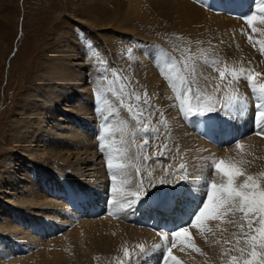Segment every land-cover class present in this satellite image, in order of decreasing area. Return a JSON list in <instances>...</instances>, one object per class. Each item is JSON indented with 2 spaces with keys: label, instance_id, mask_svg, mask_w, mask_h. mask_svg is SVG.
Wrapping results in <instances>:
<instances>
[{
  "label": "bare ground",
  "instance_id": "1",
  "mask_svg": "<svg viewBox=\"0 0 264 264\" xmlns=\"http://www.w3.org/2000/svg\"><path fill=\"white\" fill-rule=\"evenodd\" d=\"M191 1L196 4H192L189 0H144L148 4L147 8H150L161 22H166L173 32H177L178 41L185 40L189 49H196L201 64L207 63V61L211 62L208 65L210 68L199 69V72H195L196 75L193 77V83L199 88L201 96L211 100L220 99L225 103L235 97L245 103L237 104L231 109L219 108L220 114L217 121H215L216 117H213L216 114L215 111L206 114L210 120L199 119L202 116L200 115L194 119L195 121L185 118L184 121H181L174 116L176 114V111L173 112L174 108L167 106L171 98L167 97L166 101H162V104L157 103V109L167 125L166 140L175 144L179 151L190 149L186 151L185 159H192L190 157L192 153L205 157L193 161L188 160V163L183 166V171H181L182 167H177V170L165 169L163 164L154 168L145 161L139 147L132 144L135 141L136 131L133 124H126L122 119L112 121V123L96 119V110L89 107V102L85 100L91 90L87 87L89 83L91 88H96L95 76L93 74L86 75L87 68L81 63L77 51H74L76 42H71L70 38L64 34L59 35L54 42L57 46L62 47V50L53 53L41 49V55L36 59L34 65L38 74L35 78L32 77L29 82L30 87L33 88V95L21 99L18 107L20 113L17 111V116L19 115L21 118H19L21 125L26 122L24 114L29 110L32 111L34 126L38 125L39 130L35 131L31 137H26L25 133H21L20 131L23 129L17 130L16 133L23 136L20 139L24 140L21 146L23 145L25 150L26 143L30 141L29 145H32L35 142L34 138L38 142L39 140L43 141L45 147H49V156L52 161H66L71 155V150L75 149L74 156L78 155L76 156V165H86L83 168H91L96 166L94 162L100 159V161L98 160L100 167L99 169L95 168L97 170L94 169L91 176L87 175L86 181L83 180L84 172L81 167L77 166L73 168V171L66 168L70 170L67 172L64 167L63 169L55 164L56 167L51 171L50 178L44 182L37 179L29 184L20 185L25 179L26 169H23V173H21L23 175L13 173L6 176L4 180L10 186L14 196L19 194L17 192L19 190L26 197H18L17 202L21 207L12 212L13 219L1 211L0 232H5L7 235L11 232L20 246H39L37 248L39 252L33 257L22 260H16L17 258L9 256V260L3 264H60L63 253L70 250V246L77 250V257L75 260L73 258L74 261L71 260V262L65 258L63 264H160L161 261L164 262L163 257L167 254V250L164 248L167 241L163 238L166 233L158 230V227L172 230L176 225H179L183 228L188 223L187 218L191 212L195 213L202 207L201 198L204 194V186L211 185L209 177L214 176V172L209 170L213 166V160L224 159L230 163L242 161L240 166L247 174L264 177V136L254 134L258 130L256 128L255 131L254 128V132L248 139L239 141L246 138V132L249 133L252 129V122L256 121L257 112L254 99L250 96V86L245 84L247 80L244 77L260 73L254 83L257 88L260 84H264V49L261 45V42H264V20L261 19V23H258L260 19L256 17L253 22V26H257V29H253L255 42L254 39L247 40L242 35L238 37V33H241L240 26L244 23L241 22L244 19L243 15L251 14L252 16L251 12L258 11V9L262 15L260 9L264 8V4H259L258 0H217L218 6L213 8L217 13H211L199 8L197 0ZM132 2L135 5L133 11H136L141 0H132ZM252 5H257V7L252 9ZM221 8L227 13H232L233 16L242 15V19L238 20L234 17V19L226 20L223 18L225 15H218ZM235 35L238 36L234 37ZM183 49L187 48L184 46ZM143 53L147 52L142 51L137 55L140 67H137L136 75L141 90L146 93L150 91L151 97L157 99L160 96L161 84L164 83L159 82L158 79L161 57L156 55L152 58L148 53L147 57ZM194 57L196 58V56ZM212 58L219 61V66H214ZM194 61L195 64L199 62L198 59ZM222 61L223 63H221ZM202 65L198 66L203 67ZM221 71L225 72L227 78L221 79ZM233 71L237 72L235 80L231 75ZM208 74H211V77ZM87 77L89 82L86 80ZM102 100L106 102L105 97ZM35 102L40 103L35 107ZM60 104H64V107ZM102 106L110 107L108 112H112L114 103L110 102L108 106L104 103ZM100 113L104 114L102 111ZM120 115L121 112L116 110L113 118ZM225 116L229 118L230 125L228 126L220 124ZM91 127H93L92 130L88 131ZM261 128H264V125ZM97 133L99 138L93 140ZM236 143L242 144L243 147L236 148ZM101 144L105 146L103 152H100ZM41 149L42 147H37L34 151ZM40 153L46 157V154ZM20 154H24V152L21 151ZM79 154L86 156L81 159ZM109 159L113 164L124 166L117 174V188H120V182L124 181L125 192H135L143 178L147 190L146 195L133 206L134 213L130 215L125 211H120L114 215L117 216L114 218L109 207L106 215L98 221L77 220L80 218L77 216L79 215L77 214L78 210L81 214H84L83 212L98 213L102 205H105L104 198L107 195L110 203L122 198L121 195L112 192L113 181L107 167ZM86 163H91V165L87 166ZM149 171L153 173L152 176H155L154 180L151 179L150 184L147 177ZM176 172H178L177 176H173ZM74 174L79 178H75ZM158 175L169 176L172 186L164 188L157 180ZM239 179L243 180V177ZM214 181L225 182L218 173L215 175ZM39 184H43L45 188H40ZM54 193L55 197L65 195L66 204L64 202L53 203L50 194ZM93 200L97 205L93 203ZM26 204L32 208L37 206H41L43 209L47 208L49 210L47 215L42 213L44 221L36 217L29 219V224L26 225V220L21 214L26 210L23 207ZM124 207L127 208V205L125 204ZM40 211L36 210L35 213ZM239 215L237 214L236 217L226 216L220 220H206L195 228L193 225L189 229V236L183 242L176 241L175 247L171 244L172 254L181 264H225L227 261L224 259L227 256L222 250H227L230 256L227 264H233V257L239 264H243L244 259H251V248L243 243L245 237L242 230L229 223L234 218L238 219ZM172 218L174 221L171 220ZM76 220L78 224L74 227L70 226L69 233L71 234L68 237H58L52 240V232H55L63 224H74ZM163 220H167L169 224H164L165 221L160 223ZM246 231L245 226L243 232ZM45 233L47 236L43 237L42 235ZM167 237L172 236L167 233ZM226 245L229 247H225ZM139 246H143V251ZM167 247H169L168 244ZM126 248L130 253L129 257L124 256ZM241 248L245 249L243 254L239 251ZM168 264H173V262L170 260Z\"/></svg>",
  "mask_w": 264,
  "mask_h": 264
},
{
  "label": "rangeland",
  "instance_id": "2",
  "mask_svg": "<svg viewBox=\"0 0 264 264\" xmlns=\"http://www.w3.org/2000/svg\"><path fill=\"white\" fill-rule=\"evenodd\" d=\"M189 1L192 3L191 0ZM197 1L199 3L197 4L199 8L211 13H217L213 10L214 7H207L205 0ZM192 4L195 5L196 3L193 2ZM139 5L136 11H133L135 5L132 0H0V213L4 211L5 215L13 219L12 212L17 211V208L21 207L17 202L18 197H26V195L23 192L20 193L19 190L17 191L19 194L16 197L14 196L13 191L10 190V186L7 184L6 180H4L9 174L19 173L23 175L21 173H23V169H26L25 181L23 180L20 183V185H23L24 183L29 184L37 179L41 182L47 181L48 178H50L49 176H51V171L56 167L55 165L60 168H70L72 171L73 168L78 166L81 167L82 172H84L83 180L86 181L87 178L91 176V172L95 168L99 169L100 167V159H98L99 161L96 160L94 162L96 166H92L91 168H83L86 165H76V156L78 155L74 156L75 149L71 150V155L66 161H52L49 156V147H45L43 141L39 140L38 142V140L34 138L35 142L32 143V145H29L30 141L26 143L27 148L25 150L23 145L21 146L24 140H21L20 137L23 136L16 133L17 130L23 129L20 132L25 133L26 137H31L35 131L37 132L39 130L38 125L34 126V118L30 110L24 114L26 122H24V125H21V118L19 115L17 116V111L20 113L18 108L20 106L19 102L22 101L21 99L32 94L33 88L30 87L31 85L29 82H31L32 77L35 78L38 74L34 69V65L36 59L41 55V49L49 50L53 53L62 50V47L57 46L54 42L58 39V36L62 34L69 37L71 42H76L74 51H77L76 53L78 57H80L81 63L87 68L86 75L89 76L93 74L95 76L96 88H91V84L89 83L87 87L91 90L85 100L89 102V107L96 110V119L100 121L103 119L104 122L110 121V123L122 119L126 124H133L136 131L135 141H133L132 144L134 143V145L136 144L135 147H139L144 159L145 157L148 158L147 163H149V166L158 168L160 164H163L165 169H176L177 167L180 168L185 166L188 160L193 161L205 157L201 156V154L192 153L190 155L192 159H185V153L190 149L179 151L175 144L166 140L168 135L167 125L157 109V103L162 104V101H166L167 97L171 98L167 106L174 108L173 112L176 111L175 117L181 121L185 119L195 121L194 119L198 118L200 114L190 115L185 118L180 110L179 102L180 99H186L190 100V102L195 105V99H191V97L199 99L202 104L211 100L208 97L201 96L202 94L199 92V88L193 83V77L196 75L195 72L198 73L201 68L202 70L205 67L210 68L208 65L211 62L207 61V63H202V65L196 49H189L185 40L178 41L179 35L177 32H173L166 22H161V20L155 16V13L152 12L150 8H147L148 4H146L144 0H141ZM257 5H252V9L256 8ZM215 8L217 7L215 6ZM220 10L221 12H218V15H225L223 18L226 20L234 19V17L238 20L239 18L242 19V15L233 16L232 13H227V11L222 8ZM251 13L260 19L258 23H261V19L264 20V15L263 13L261 15L259 9ZM243 16L244 19H242L241 22L244 23L241 24V33H238L239 36H237L240 37V35H242L247 38V40L254 39L255 42L253 29L257 26H253V24L251 26L248 25L247 19L251 14ZM237 36L235 35L234 37ZM184 46L188 50L183 49ZM141 50L146 51L152 58L153 56L156 57V55L159 56V58L161 57V69L158 79L159 82L164 83L161 84V91H159L160 96L157 97V99L151 97L152 94L150 91L146 93L140 88L136 72L138 73L137 67H140V63L137 61V55L142 52ZM147 53L143 54L148 57ZM194 56H196V58ZM195 59H198L199 62L197 61V64L203 67L195 64ZM218 63L219 61L213 59L215 67L219 66ZM221 63H223V61ZM225 67L228 68L229 66ZM208 75L211 77V74ZM225 77L227 78V76H224V78ZM86 80L89 82L88 77ZM245 84L249 85V82L246 81ZM249 88L251 91V87ZM185 89H189V91H185ZM250 94L256 105L257 101L255 96H253L251 92ZM103 97L106 98L107 103L105 101L103 102ZM137 97H139V100H137ZM110 102L114 103L112 112H108L110 107L107 108L102 106L104 103L108 106ZM39 103L40 102H35L34 106L36 107ZM60 105L64 107V104ZM100 106H102L103 109ZM217 108L218 111H215L216 114L213 116L216 117L215 121H217L220 114L219 106H217ZM129 109H131V111H129ZM116 110L121 112V115L113 118ZM101 111L104 112L103 115L100 113ZM133 113H136V115H133ZM210 113L211 112H209V114ZM206 114L200 116L199 119L210 120L209 116ZM228 119L229 118L225 116L220 124H225L226 126L230 125ZM252 123L253 127L250 129L249 133L246 132V138H242L239 141H245L243 139H248V137L252 135L254 132V124H257L255 120ZM145 126H147L149 131H144ZM261 126L262 125H259V127L256 128L259 129ZM92 128L93 127L88 129V131H91ZM254 134H257V132ZM98 138L99 135L97 133L93 140H97ZM146 139L147 148L144 149L142 146ZM37 147H42V149L40 151H34ZM21 151L24 152V154H20ZM40 152L46 154V157H43ZM100 152L102 151L100 150ZM87 154L89 155V153ZM79 156L83 159L86 155L79 154ZM165 156L167 157L165 158ZM86 164H88L87 166L91 165V163ZM210 165L212 166V164ZM209 170L210 172H214V176L209 177L211 183V181H214L217 173L213 166L211 169L209 168ZM65 171L70 172L69 169ZM151 174L153 173L149 171L147 177H151V179L154 180L155 176ZM177 174L178 172L173 174V176H177ZM87 175L88 177H86ZM74 177L79 178L76 174H74ZM165 178L167 184L164 185L163 183V187H171L172 182L169 176H157L159 182L161 179ZM39 185L40 188H45L43 184ZM208 186L210 185L204 186L205 190L201 198V206L206 200L207 191L210 188ZM47 194L49 195V192ZM54 195L56 194H50L53 203H65V195H57V197ZM108 197V195L105 196V205H102L98 213L89 214L83 212L84 215L78 210L77 214L79 215L77 216L80 218L77 220L94 222L95 220L98 221V219L103 218L110 207V202H108L107 199ZM142 199L143 198L140 200ZM93 203L96 204L95 200H93ZM71 205H73V203H71ZM103 206L107 208L104 209ZM23 207L26 210L22 211L21 214L26 220V225L29 224V219H34L36 217L44 221L43 214L47 215L46 213L49 211L47 208L43 209L41 206L32 208L26 204ZM133 208L134 207L130 209L125 208L127 209L125 211L126 214L130 215L134 213ZM200 209L201 208H199V210ZM36 210L41 211L35 213ZM199 210H197V212H199ZM197 212H191V216L189 215L187 218L188 223L186 226H188L189 229L193 226L191 222L195 219V216L198 214ZM41 214L42 216H40ZM111 215L114 218L117 217L113 214ZM171 220L174 221V218ZM76 221H74V224H63L60 228L55 230V232H52V240L58 237H68V235L71 234L69 233L70 226L74 227V225H77L78 221ZM160 223L169 224L167 220L160 221ZM159 227L158 230L170 234L176 231V229L181 228L179 225H176L172 230ZM195 227L196 226H194V228ZM12 235L11 232L8 235L5 234V232H0V264L9 260V256L14 257V259L17 258L16 260H22L33 257L39 252V249H37L39 246H20L19 242H16V239H14ZM42 236L46 237L47 234L45 233ZM18 237H20L19 234ZM171 238L172 237H167L169 248L173 245V240ZM45 242L48 243L49 241ZM225 247L229 246L226 245ZM161 248L167 250L166 247L163 248L161 246ZM223 251L227 256L224 260L228 262L230 260L229 252L227 250H222V252ZM76 255L77 250H75L73 246H70V250L65 251V254L63 253V259L62 257L60 259L62 263L60 264L65 263V258L70 260V262L71 260L74 261L77 257ZM161 262L160 264H164L163 261ZM227 262L225 264H227Z\"/></svg>",
  "mask_w": 264,
  "mask_h": 264
},
{
  "label": "snow or ice",
  "instance_id": "3",
  "mask_svg": "<svg viewBox=\"0 0 264 264\" xmlns=\"http://www.w3.org/2000/svg\"><path fill=\"white\" fill-rule=\"evenodd\" d=\"M258 3L264 4V0H258ZM260 11L264 13V8H261ZM255 20V15L249 17L247 19L248 25L251 26ZM261 45L262 49H264V42H261ZM231 75L234 80L237 78V72L233 71ZM259 75L260 73H256L255 75L249 74L244 78L249 82L252 94L257 101L256 122L258 125H264V84H260L257 88V85L254 83L256 77ZM224 76L225 72L221 71V79H223ZM185 91H189V89H185ZM191 99H195V105H193L190 100L186 99H180L179 102L180 110L185 118L190 115H204L209 112L218 111L217 105H219L220 109H231L237 104L245 103L243 100H238L235 97L230 98L228 103L220 99H215L202 104L200 100L195 97H191ZM137 100H139V97H137ZM129 111H131V109H129ZM133 115H136V113H133ZM144 131H148L147 126H145ZM257 135L264 136V128H259ZM142 147L144 149L147 148V139ZM242 147V144L236 143V148L240 149ZM100 148L102 152L105 150L103 144L100 145ZM147 159L148 158L145 157V161H147ZM242 163V161L230 163L226 162L224 159L212 161L215 172L218 173L225 182H211L210 188L207 191L206 200L191 224L200 226L206 220H220L226 216L236 217L237 214H240L238 219L234 218L230 220L229 223L242 230L243 236L245 237L243 243L251 248V259H244L243 264H264V177H255L247 174L240 166ZM107 167L113 181V194L122 196L120 200L110 203V213L117 215L120 211H126L133 207L146 195L147 190L143 178H141L140 184L135 192H125L123 187L124 181H121V187L117 188V174L124 166L122 164H113L111 159H109ZM181 171H183V166ZM240 177H243V180H240ZM165 182L166 178L160 180L161 184ZM148 183H151V177H149ZM125 204L127 205V209L124 207ZM113 209H115V211H113ZM245 226L247 231L243 232ZM171 236L173 247H175L176 241L179 240L183 242L184 239L189 236L188 226L171 232ZM163 238L167 241V233ZM237 242L240 243V241ZM139 247L141 251H143V246ZM165 247L167 248V254L163 257L164 264H168L170 260L173 264H181L172 254V248L167 247V243ZM239 251L243 254L245 249L241 248ZM124 256H130L127 248L124 250ZM233 264H239L235 257H233Z\"/></svg>",
  "mask_w": 264,
  "mask_h": 264
}]
</instances>
